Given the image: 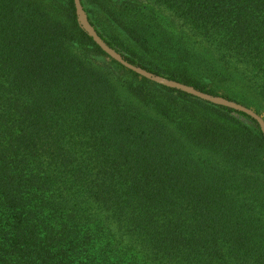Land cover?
<instances>
[{"label":"trees","instance_id":"obj_1","mask_svg":"<svg viewBox=\"0 0 264 264\" xmlns=\"http://www.w3.org/2000/svg\"><path fill=\"white\" fill-rule=\"evenodd\" d=\"M154 74L264 116V0H81ZM0 264H264V135L151 81L73 0H0Z\"/></svg>","mask_w":264,"mask_h":264},{"label":"water","instance_id":"obj_2","mask_svg":"<svg viewBox=\"0 0 264 264\" xmlns=\"http://www.w3.org/2000/svg\"><path fill=\"white\" fill-rule=\"evenodd\" d=\"M75 5V12L77 16V21L80 27L93 39V41L103 50L107 56L118 63H120L122 66L126 67L127 69H130L134 71L135 73L139 74L140 76H143L151 81H154L156 83L162 84L167 87L176 88L179 90H183L186 93H189L195 97H198L202 100L217 104L226 106L229 108H233L235 110L242 111L255 119L264 135V116L259 115L257 112H255L252 108L247 107L241 103L235 102L233 100H229L221 95H212L207 92L201 91L199 89H196L195 87L191 85H187L184 83H181L177 80L167 78L165 76L154 74L138 65H135L126 59L123 58V56L116 51L114 48L109 46L96 32L95 28L91 25L87 13L85 12L81 0H73Z\"/></svg>","mask_w":264,"mask_h":264}]
</instances>
